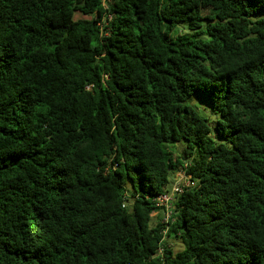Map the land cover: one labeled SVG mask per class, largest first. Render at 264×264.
<instances>
[{"label": "trees", "instance_id": "obj_1", "mask_svg": "<svg viewBox=\"0 0 264 264\" xmlns=\"http://www.w3.org/2000/svg\"><path fill=\"white\" fill-rule=\"evenodd\" d=\"M0 264H264V0H0Z\"/></svg>", "mask_w": 264, "mask_h": 264}, {"label": "rangeland", "instance_id": "obj_2", "mask_svg": "<svg viewBox=\"0 0 264 264\" xmlns=\"http://www.w3.org/2000/svg\"><path fill=\"white\" fill-rule=\"evenodd\" d=\"M84 17H86V16L85 15H81V14H77L76 15V18H84ZM181 149H182V147L179 145L177 147V153H179L181 151ZM184 184H187V179L185 177H183V173L178 172L177 174H175V181L173 183V187L172 188L174 189L175 187H178L179 185L183 186ZM154 215L155 216L153 217L152 225L156 224L158 221H161V223H163L162 219H164V216H165L164 211H161V212L156 213ZM168 241H169L170 245H172L174 250L177 251V250H179L181 248L180 247V243L178 241H175V240H172V239H169Z\"/></svg>", "mask_w": 264, "mask_h": 264}, {"label": "built area", "instance_id": "obj_3", "mask_svg": "<svg viewBox=\"0 0 264 264\" xmlns=\"http://www.w3.org/2000/svg\"><path fill=\"white\" fill-rule=\"evenodd\" d=\"M183 177H186L183 173ZM172 192L171 193H163L162 195H160L157 198V204L159 206H163L164 207V219L162 220L163 223H167L171 214H172V201L174 199V195L175 194H179L180 192H182V186H178L175 187L174 189L172 188Z\"/></svg>", "mask_w": 264, "mask_h": 264}]
</instances>
